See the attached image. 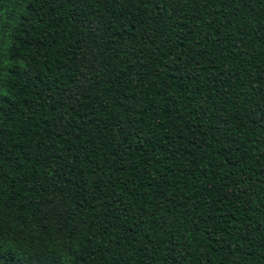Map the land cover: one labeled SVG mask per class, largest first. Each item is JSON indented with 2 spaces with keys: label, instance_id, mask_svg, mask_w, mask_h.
<instances>
[{
  "label": "trees",
  "instance_id": "obj_1",
  "mask_svg": "<svg viewBox=\"0 0 264 264\" xmlns=\"http://www.w3.org/2000/svg\"><path fill=\"white\" fill-rule=\"evenodd\" d=\"M0 264H264V0H0Z\"/></svg>",
  "mask_w": 264,
  "mask_h": 264
}]
</instances>
